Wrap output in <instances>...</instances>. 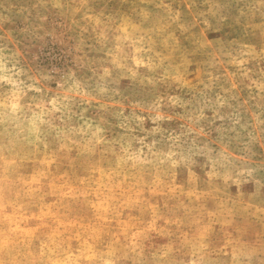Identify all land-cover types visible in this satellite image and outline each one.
<instances>
[{
	"label": "rangeland",
	"instance_id": "rangeland-1",
	"mask_svg": "<svg viewBox=\"0 0 264 264\" xmlns=\"http://www.w3.org/2000/svg\"><path fill=\"white\" fill-rule=\"evenodd\" d=\"M0 264H264V0H0Z\"/></svg>",
	"mask_w": 264,
	"mask_h": 264
}]
</instances>
